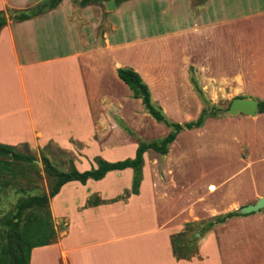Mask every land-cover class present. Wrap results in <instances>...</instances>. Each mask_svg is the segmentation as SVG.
<instances>
[{"label":"crops","instance_id":"0c3cea01","mask_svg":"<svg viewBox=\"0 0 264 264\" xmlns=\"http://www.w3.org/2000/svg\"><path fill=\"white\" fill-rule=\"evenodd\" d=\"M42 1L0 0V11ZM80 1L62 0L51 11L9 20L0 29V144H27L30 150L52 144L73 156L68 159L80 172L95 168V157L133 159L138 142L154 141L142 133H160L163 124L132 98L119 68L134 70L152 102L178 124L195 121L204 108L191 77L213 106L224 85L239 98L264 101L249 96L264 95V0H90L83 7ZM170 38L182 41L176 62L149 49ZM244 117L207 118L201 127L180 132L164 156L148 149L136 195L122 198L131 189L130 168L63 185L49 200L56 240L34 247L29 264H264V208L228 218L202 236L196 231V252L189 258L176 257L171 242L187 223L238 212L264 198V168H254L251 159L255 143L264 142V113ZM216 123L234 125L228 132L210 131L214 140L238 144L245 138L250 150L243 168L215 183L222 168L201 171L206 153L200 144ZM251 124L255 130L247 129ZM187 136L198 138V146ZM235 180L247 184L245 194L222 208L208 203Z\"/></svg>","mask_w":264,"mask_h":264},{"label":"trees","instance_id":"16d2710c","mask_svg":"<svg viewBox=\"0 0 264 264\" xmlns=\"http://www.w3.org/2000/svg\"><path fill=\"white\" fill-rule=\"evenodd\" d=\"M62 0H43L37 5L22 10L0 11V29L9 20L22 22L55 9ZM90 0H81L79 5L85 6ZM118 78L127 85L132 92V98L139 99L144 110L156 122L165 125L169 132L161 139L148 143L138 142L135 157L115 163L95 157L93 162L96 167L80 172L75 166L73 159H67L66 167L59 169L52 164L46 155V147L39 150L42 172L51 180L47 193L20 197L13 208L0 216V264H29L30 253L34 247L45 246L56 240L51 215L49 211V200L55 197L61 187L68 182L77 181L85 184L88 180L99 181L110 171L124 170L130 168L133 172L131 189L124 192L122 198L129 194H138V188L142 181L143 154L152 149L161 156L168 153L170 144L183 130L199 128L209 117H215L220 111L216 106L204 98L196 80L191 77L195 91L204 102V108L195 121L178 124L169 121L160 107L152 102L148 86L141 77L130 68L117 69ZM257 113H264V101L258 100ZM129 134L133 135L128 129ZM29 150L27 144H23ZM37 158L31 154H23L18 146H7L0 144V193H6L15 183L18 176L25 174V169L31 170L36 177H41L40 169L36 164ZM17 185V184H16ZM20 192V188L15 189ZM94 204V202H91ZM240 216L238 212H229L215 216L200 223H187L184 232L171 238L173 252L178 258H189L196 252V241L194 233L197 231L202 236L215 225L224 223L228 218ZM185 232L190 235L183 241ZM186 241V242H185Z\"/></svg>","mask_w":264,"mask_h":264},{"label":"rangeland","instance_id":"374dc122","mask_svg":"<svg viewBox=\"0 0 264 264\" xmlns=\"http://www.w3.org/2000/svg\"><path fill=\"white\" fill-rule=\"evenodd\" d=\"M181 38L179 40H174L175 38H170L169 40H166L165 44H160L158 46L157 45L150 46L149 49L150 51H153L156 53L163 51V54L165 55L175 56L176 58L175 62H176L180 58V49L182 46ZM178 41L181 42V44ZM227 55L228 53L225 54L223 52L221 54L223 58H227ZM220 66L224 67V63L223 65L220 64ZM224 86L225 87L223 88V90H219L220 92L219 94H217L215 97L212 96L214 98L213 99L214 104H216L217 105L216 107L220 110L218 112L217 117L215 116V119L232 121L235 119L246 118L244 117V115H241V114L237 116H230V117L223 116V112L228 108L232 99L243 96L240 94L239 95L232 94V91L229 85L228 86L224 85ZM249 96L257 97L259 99L261 97H264V95H249ZM260 101H263V100H260ZM142 110L144 111L143 107H142ZM209 118H212V117H209ZM234 124H238V123L235 122ZM233 125L231 124L226 127L225 125L221 123L209 125L207 128L208 130L207 137L203 136L201 138L202 140L200 144L202 146L201 151L206 153V158L201 159V162L204 163L202 168H200L201 171H204V169L208 170L210 166H211V169H213L214 167L222 168V170H219V172L214 177L213 181L215 183L217 181H220L227 174V172L231 170L232 172H234L237 166H238V169H241L248 162L247 158H248V153H249L250 148H247V146L245 145L246 143L245 138L244 139L241 138L240 140H238L239 143L235 144L231 141H228L227 138H225L224 140L223 139L214 140L213 136L210 135L211 134L210 131L219 130V132H221L223 128H225L226 131L228 132V130L233 128ZM160 126H161L160 133H156L153 131L151 132L144 131L142 133L143 136L151 137V140L161 139L163 130H168V128L165 125L164 126L166 128L163 125H160ZM239 127L244 128V127H241L240 125ZM249 128L254 129V130L256 129L254 126H252V124L248 126L247 129ZM226 131L224 133L218 134V138L225 135ZM186 132H187L186 134H190L188 133V131ZM262 135H263V131H262ZM190 137L191 136H187V138H190ZM134 138H138V137L135 136ZM198 140H199L198 138L191 137V142L194 143L195 146H198ZM183 141H184L183 138L179 140L180 143H182ZM221 146L226 149L220 148ZM254 146L256 148L253 150V154L251 155V159L254 160V162H252V165H254V168L263 169L264 168V142L261 141V142H258L257 144L255 143ZM18 150L23 154H31L37 158L36 164L38 163L37 166L40 169L41 177H36L31 170L25 169V174L17 177V180L15 181L17 185L14 183L11 186V188L7 190L6 193H0V216L6 213L7 211L11 210L13 206L15 205V203L17 202L18 198L27 197L31 195L45 194L48 192L49 187H50L51 180L44 175L41 169L42 165L40 163L39 150L38 149L28 150L27 148L22 147V146L18 147ZM45 151H46V155L49 157L52 164H54L59 169H64L66 167L65 164L68 158L74 159L73 156L67 153H63L61 150H59L57 147H55L52 144H49ZM188 156L189 157L194 156V153L189 151V149H188ZM180 167H181V170L184 168V162L181 163ZM245 171L246 170L242 169L240 173H244ZM254 174L255 176L253 177L256 178L257 175L260 174V172H256ZM248 176H249V172H248ZM257 179L260 180V178H257ZM236 186H237V189L235 188ZM231 187H234L235 190L233 189L230 190ZM255 187L258 188V186L256 185ZM16 188H20V192H16L15 191ZM246 192H247V184L245 183V184L239 185V182L235 180V181L230 182L224 189L221 188L216 193L210 195L207 201H209L208 203L210 202L214 203V205L218 206L219 208H222V207H225L227 203L230 202L233 198L237 197L238 195L240 196L242 194H245ZM255 192H260V190L256 189ZM202 205L204 204L202 203Z\"/></svg>","mask_w":264,"mask_h":264},{"label":"water","instance_id":"95a60500","mask_svg":"<svg viewBox=\"0 0 264 264\" xmlns=\"http://www.w3.org/2000/svg\"><path fill=\"white\" fill-rule=\"evenodd\" d=\"M258 101L252 98H234L228 108L223 112L224 117L237 116L243 114L254 117L257 113ZM264 208V198H260L253 205H248L238 210L239 214L246 215L257 212Z\"/></svg>","mask_w":264,"mask_h":264}]
</instances>
